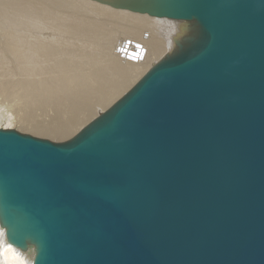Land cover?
Segmentation results:
<instances>
[{
    "label": "water",
    "instance_id": "95a60500",
    "mask_svg": "<svg viewBox=\"0 0 264 264\" xmlns=\"http://www.w3.org/2000/svg\"><path fill=\"white\" fill-rule=\"evenodd\" d=\"M183 23L57 142L0 128V228L31 264H264V0H91Z\"/></svg>",
    "mask_w": 264,
    "mask_h": 264
},
{
    "label": "bare ground",
    "instance_id": "6f19581e",
    "mask_svg": "<svg viewBox=\"0 0 264 264\" xmlns=\"http://www.w3.org/2000/svg\"><path fill=\"white\" fill-rule=\"evenodd\" d=\"M183 31L180 21L91 0H0V128L67 138L107 110ZM31 259L0 228V264Z\"/></svg>",
    "mask_w": 264,
    "mask_h": 264
},
{
    "label": "rangeland",
    "instance_id": "374dc122",
    "mask_svg": "<svg viewBox=\"0 0 264 264\" xmlns=\"http://www.w3.org/2000/svg\"><path fill=\"white\" fill-rule=\"evenodd\" d=\"M162 56H163V55H162ZM160 58H161V57H160ZM144 73H145V72H144ZM144 73H143V74H144ZM143 74H142V75L136 80V82H137V81L143 76ZM136 82H135V83H136ZM135 83H134V84H135ZM134 84H133V85H134ZM133 85H132V86H133ZM132 86H131V87H132ZM131 87H130V88H131ZM130 88H129V89H130ZM129 89H128V90H129ZM128 90H127V91H128ZM127 91H126V92H127ZM121 96H122V95H121ZM121 96H120V97H121ZM120 97H119V98H120ZM119 98H118V99H119ZM115 101H116V100H115ZM113 103H114V102H113ZM111 105H112V104H111ZM111 105H110V106H111ZM110 106H109V107H110ZM109 107H108V108H109ZM90 120H91V119H90ZM90 120H89V121H90ZM89 121H87V122H89ZM84 125H85V124H84ZM13 129H16L17 131H20V132H23V133L31 134V135H33V136H37V135L31 133L30 131L21 130L19 127H15V128H13ZM76 133H77V131H76L75 133L71 134L70 136H68L67 138H63V140H62V139L51 138V137H44V136H38V137H41V138H47V139H50V140H53V141L61 142V141H65V140L70 139V138H71L74 134H76ZM13 264H21V261L13 260Z\"/></svg>",
    "mask_w": 264,
    "mask_h": 264
}]
</instances>
